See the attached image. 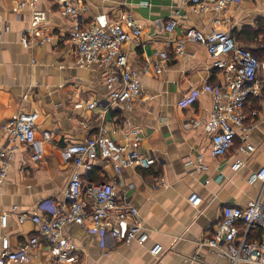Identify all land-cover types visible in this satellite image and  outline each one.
<instances>
[{
    "label": "crops",
    "instance_id": "obj_1",
    "mask_svg": "<svg viewBox=\"0 0 264 264\" xmlns=\"http://www.w3.org/2000/svg\"><path fill=\"white\" fill-rule=\"evenodd\" d=\"M69 1L82 24H107L132 16L142 29L138 38L122 46L132 68L140 71L153 60L156 49L167 51L170 58L159 71L150 66L146 74H140V98L128 107L115 108L105 81L110 66L77 63L70 39L74 17L63 14L52 0H41L35 10L43 13L44 20L29 35L33 10L17 9L16 0H0V148L8 140L2 125L18 111L38 113L37 140L45 130L51 134L40 155L35 147L20 145L9 162L7 177L0 185V248L3 236L12 249H18L36 234L31 219L19 221V214L46 215L45 203L63 199L74 164L62 158V149L85 141L105 124L117 141L138 129L140 151L154 155L156 163L150 168H126L116 175L112 163L98 159L82 177L86 183L114 180L117 195L138 210L149 237L145 244H125L107 232L65 225L62 234L75 244L77 262L231 264L204 239L211 234L224 205H245L262 188L259 182L249 184L247 178L264 166V98L252 100V107L260 112L246 119L250 128L247 139L237 136L225 155L214 156L202 124L212 104V95L204 87L219 82L221 75L212 68L202 44L186 42L185 53L179 55L173 43L191 27L232 33L262 28L264 0H237L221 12H192L189 0ZM172 18L177 25L166 30ZM45 34H51V40L38 44ZM23 35L31 41L28 46L22 44ZM195 88L200 89L197 99L182 106L180 102ZM92 101L96 105L88 108ZM197 120L201 124L193 125ZM240 145L244 152L238 151ZM236 160L242 166L233 171L230 166ZM193 193L201 198L197 206L189 201ZM2 215H6L5 224ZM254 238H260V231ZM154 243L163 248L156 257L150 253ZM24 264H51L48 250L44 247L33 252Z\"/></svg>",
    "mask_w": 264,
    "mask_h": 264
},
{
    "label": "built area",
    "instance_id": "obj_2",
    "mask_svg": "<svg viewBox=\"0 0 264 264\" xmlns=\"http://www.w3.org/2000/svg\"><path fill=\"white\" fill-rule=\"evenodd\" d=\"M41 0H16L17 9L30 8L33 14L30 20V35L44 15L35 8ZM59 5L61 12L76 20L70 30V39L75 48L77 63L81 65L104 64L110 66L105 81L109 89V101L113 107H128L141 96L140 74H146L150 66L159 71L170 58L165 50L156 49L154 58L140 71L128 64V55L122 50L125 43L138 38L142 29L131 15L107 24L91 22L82 24L79 12L69 0H52ZM237 0H189L192 12L224 11L229 4ZM218 21V20H217ZM177 20L172 18L166 30H172ZM51 34H45L38 44L50 41ZM28 46L31 41L27 35L21 38ZM186 42L202 44L210 58L212 68L221 75L217 83H208L204 89L212 95V104L208 117L202 122L209 137L211 153L214 156L225 155L239 136L242 141L248 137V116L256 117L260 110L252 107V100L262 99L264 90V61H259L252 51L238 43L230 31L212 30L203 32L197 28H187L183 36L173 43L175 54L185 53ZM200 89L195 88L180 104L191 105ZM96 102H88L93 108ZM38 113L18 111L2 125L8 140L0 148V185L8 174V165L18 147H35L40 155L43 142L51 134L45 130L42 139L35 138ZM197 120L193 125H199ZM139 130L133 129L117 141L110 136L105 124L98 126L97 132L83 142L67 144L61 151L64 160H71L74 169L70 174L62 200L48 201L43 207L44 214H19V221L30 218L36 226V234L30 236L18 249L10 247L6 236L1 238L0 264H24L33 252L46 248L51 264H87L77 262V248L70 238L62 234V228L68 224L90 227L93 230L107 232L112 238L125 244L136 242L145 244L149 233L142 224L138 210L122 201L117 195L115 181L86 183L82 174L89 172L95 160L101 159L112 163L116 175L126 168H150L156 163L152 154H144L139 149ZM244 152V145L238 147ZM201 156L197 161L200 168ZM242 166L239 160L231 164L233 171ZM80 169L83 171L81 172ZM161 181L160 183H162ZM247 182L251 185L262 184L259 194L245 205L226 204L222 207L219 220L204 243L217 254L226 256L231 264H264V166L249 174ZM201 198L193 193L189 197L192 205L197 206ZM45 212V213H46ZM6 215L1 216L5 224ZM260 231V238H254ZM162 245L154 243L150 253L158 256Z\"/></svg>",
    "mask_w": 264,
    "mask_h": 264
},
{
    "label": "trees",
    "instance_id": "obj_3",
    "mask_svg": "<svg viewBox=\"0 0 264 264\" xmlns=\"http://www.w3.org/2000/svg\"><path fill=\"white\" fill-rule=\"evenodd\" d=\"M262 27V26H261ZM234 33H232L233 36H235L236 40L238 41L239 44H241L242 46L248 47V44L253 42L254 40H256V38L258 37V34L261 33V28L254 30V29H249V28H245L242 29L241 31H239V33H237L235 30L233 31ZM247 45V46H246ZM252 53L254 54V56L259 60V61H264V59H261L259 57V55L257 53L261 52L264 53V48L262 50H258V49H252L250 47H248ZM263 98H264V90H263ZM257 101V99L253 100ZM256 105H258V102H256Z\"/></svg>",
    "mask_w": 264,
    "mask_h": 264
},
{
    "label": "rangeland",
    "instance_id": "obj_4",
    "mask_svg": "<svg viewBox=\"0 0 264 264\" xmlns=\"http://www.w3.org/2000/svg\"><path fill=\"white\" fill-rule=\"evenodd\" d=\"M264 26V25H263ZM247 46V45H246ZM248 47L262 50L264 48V27L261 28V33L258 34L256 40L248 44ZM261 59H264V53H257Z\"/></svg>",
    "mask_w": 264,
    "mask_h": 264
}]
</instances>
